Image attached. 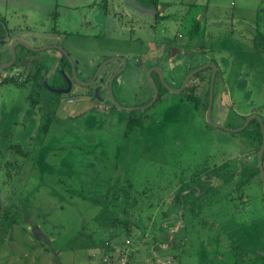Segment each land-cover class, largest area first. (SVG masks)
<instances>
[{"label": "rangeland", "instance_id": "obj_1", "mask_svg": "<svg viewBox=\"0 0 264 264\" xmlns=\"http://www.w3.org/2000/svg\"><path fill=\"white\" fill-rule=\"evenodd\" d=\"M100 1L0 0L1 17L17 26L24 18L22 28L37 37L32 45L63 48L80 78L94 75L107 57L122 55L128 61L111 82V93L106 82L97 89L99 77L92 87L74 83L70 93L60 94L55 118L65 122L54 121L44 140L39 133L42 110L25 117L28 88H1L0 264H125L127 253L133 255L132 264H234L264 254L261 177L240 190L233 188L236 180L219 187L216 196L209 193L210 201L201 200L199 209L191 190L202 186L192 181L206 169L255 162L252 124L244 133H231L208 123L209 71L202 72L206 75L195 91L202 98L198 104L173 92L190 69L213 62L211 121L233 130L254 115L264 128V56L253 48L258 32L264 33V0H157L163 13L174 16L161 22L132 0H109L108 6L121 2L123 9L119 22L111 20L95 13ZM54 10L59 14L55 21ZM174 39L183 47L170 71L159 63L167 72L160 97L142 108L137 117L141 127L127 135L126 108L145 107L160 77L159 72L150 74L145 58ZM119 65L108 62L105 71ZM12 110H19L17 118L11 117ZM4 130H11L10 138ZM128 190L137 206L127 209L125 220L145 226L144 239L131 226V238L112 242L115 253L109 258L100 247L107 234L94 218L108 200ZM123 195L117 217L122 216ZM158 227L181 244L176 256L166 245L154 252Z\"/></svg>", "mask_w": 264, "mask_h": 264}, {"label": "flooded vegetation", "instance_id": "obj_2", "mask_svg": "<svg viewBox=\"0 0 264 264\" xmlns=\"http://www.w3.org/2000/svg\"><path fill=\"white\" fill-rule=\"evenodd\" d=\"M132 2H134L137 5L136 6L137 8H140V9L143 8L141 5L138 4L137 0H132ZM108 3H109V0H101L99 2V6L96 7L98 10H96L95 13L97 14L103 13L105 17H109L111 20H118L119 22L121 20L120 17L122 16L121 12H123L122 7L120 6L121 2L111 1L110 5H113L112 7L108 6ZM95 4L97 3H94V6ZM159 8H160V5H158L155 9L153 7L143 8V9L145 10L149 9L150 11H152L153 13L152 15L155 21L159 20L161 22L163 20H167V19H159L161 16L163 17V16L168 15L166 13H163L165 12V7L163 8V10H160ZM58 16L59 14L57 13V11H55L51 19H54L55 21V19L57 20ZM24 24H25V21H24V18H22V22L20 26H17L14 24L10 25L5 15H3V17H1L0 15V93H1V88L4 85H14L15 87L28 88L29 92H28V96L26 97V99L28 101L29 108L26 109L25 117L29 110H31L30 117H32L31 115H32L33 109H31L30 107V102H31V97L34 93H38L39 99H40V105L36 106L34 110H39V108H42L46 100L53 94L60 95V94L70 93V91H72L75 87V86L73 87L74 83L78 84L81 87H92V85H94L97 82L99 77H100V83L96 85V87L98 86L97 89H99V87H101L103 83L106 82L108 84L109 93H111L110 91L111 82H113V80L117 78V76L120 73H122L125 69H127V66H128L127 58L122 55H113V56L105 58L102 61L101 65L100 64L97 65L94 75H91V76L86 75L80 78L77 74L78 70L76 66L73 65V63L69 59V55L63 50V48L59 47L55 43H49L45 46L44 45L43 46L42 45H38V46L32 45V42L36 41L37 37H35L31 33H27L26 32L27 27L22 28ZM195 29L198 30L199 26L196 25ZM182 44L186 46L187 50L190 49V46L187 45L186 43H182ZM161 46L162 48L160 50L155 49V52L152 56L150 55L149 57H147L148 59L145 58L147 60L148 69L151 72L150 74L159 72L160 77H161V78L158 77V74H157V85H155V88L158 91V95H157L156 100L160 97V89L163 87L165 83V80L163 78L167 73L165 72L167 69L165 65L168 66L169 71H170V69L173 67V66L170 67L171 61H173L172 59H175V57L179 58V55L181 54L180 48H179L181 45H180L179 40L177 39H174L173 43H170L168 45L164 44ZM159 47L160 46H157L156 48H159ZM185 56L186 55H183L182 58H185ZM162 58L164 59L162 60ZM111 61H118L120 65L114 70L105 71V67L107 63ZM176 61L177 60H175V62ZM181 62L182 61L180 60V63ZM159 63H161L164 66L165 71L163 70V68L159 66ZM207 63L198 65L195 69L194 68L190 69L189 72L186 73L184 80L186 77H188L191 74L192 71L199 69L198 72H196L193 76L189 78L185 87L179 93H184V91L186 89H189L190 87H195V91L199 90L201 83L203 82L202 78L204 75H206L202 72H207V71L210 72V75H206L208 76V85L210 86V80H211L212 73H213L212 65H215V64H213V62H207ZM134 64L141 65V63L140 62L137 63V61H135ZM38 73L40 74L38 75ZM216 75H217V67H215V76ZM215 76H214V79H215ZM200 77L201 79H199ZM37 78L39 79L40 84H41V86H38V87H36ZM184 80H182L181 87L183 85ZM195 91H194V96L198 97L195 95L198 92L195 93ZM97 93H98L97 90H95L96 95ZM205 94H206V91H205ZM198 98L200 99V101L202 100L201 97H198ZM208 98H209V94H208ZM208 101L209 100H207V103H206L207 109H208ZM148 102L149 101H147L146 103ZM144 105L145 104L143 103V105L141 106H144ZM146 106L141 107V109L137 107L138 108L137 110H134L132 108H126V109H131L130 111L126 110L128 118L129 119L131 117L137 118L138 114L144 108H146ZM18 113H19V110L18 111L12 110L10 115L14 119V118H17V116H19ZM14 122L19 123L20 125L24 124L20 120H17ZM3 132H4L3 135L7 133L5 130ZM10 137H11V130L8 131L7 138L6 137L5 138L8 139ZM257 155H258V152H257ZM263 156H264V153H263ZM263 156H262V166L264 169ZM256 167L258 168V160H257Z\"/></svg>", "mask_w": 264, "mask_h": 264}, {"label": "trees", "instance_id": "obj_3", "mask_svg": "<svg viewBox=\"0 0 264 264\" xmlns=\"http://www.w3.org/2000/svg\"><path fill=\"white\" fill-rule=\"evenodd\" d=\"M138 4L141 5L143 8H151L153 7L154 9L159 5V2L157 0H137ZM173 15H166V16H161L159 19H173ZM253 48L256 52L261 53L264 56V33L262 34L261 32H258L257 37L254 39L253 42ZM40 73H38L39 75ZM38 79V78H37ZM36 79V87L41 86L39 79ZM58 87V86H56ZM38 90V88H37ZM194 91L195 87H190L189 89H186L184 91L185 97L189 102L197 103L200 101L198 97L194 96ZM208 94H209V89L206 91V97L208 100ZM59 95L58 94H53L51 95L46 102L43 104V107L40 108L42 110V118L40 120L39 124V133L41 134L42 140H44V137L48 134V131L50 129L51 124L56 121V122H65V120H58L56 119V108L57 105L59 104ZM40 105V99L38 93H34L31 97V102H30V107L31 109H35L36 106ZM31 111L27 112L26 118H30ZM252 124V128H254L253 131L250 132V137L253 138L255 144H256V153L257 154L261 144H262V134L260 131V124L257 119L251 120L249 125ZM248 125V126H249ZM141 127V119L139 118H133L131 117L128 120L127 123V131L126 134L128 135L130 132H132L135 128ZM247 129H244L241 131V133H244ZM8 133V132H7ZM240 133V132H239ZM12 149L16 152H20V146L19 145H13ZM264 159V156H263ZM264 161V160H263ZM12 165L11 163H9ZM257 165V156H255V162L252 163H245L242 164L240 168L236 167L235 169H229L228 164L221 165L219 168L218 167H213L212 169H206L204 172L202 171L200 174H198L197 178L192 181L193 183H198L202 185L201 187H191L192 193H193V202L197 203L194 206H196L198 209L203 208L204 202L202 204V199L210 201V195L211 193L212 196H216L219 192V187H225L229 186L233 181L236 180V183L233 185L234 190H240L242 187L250 183L255 177L259 176L260 177V172L258 168L256 167ZM201 175V176H200ZM183 187L180 188L178 191L177 196H175V201L180 202V191ZM195 190V191H193ZM198 191V195H196V192ZM109 195V194H108ZM123 194H118L116 197H113L112 200H108L109 204H106V206H102L100 212L95 216L94 220L98 226V228L102 231H105L107 234L106 239L100 244V247H102V250L104 254H108L109 258H112V255L115 253L114 252V243L119 244H124V241H119L118 238L120 236H124L125 238H131V232L130 228L131 226H135L138 230L139 233L137 235L138 239H144V231L143 229L145 226H141L139 221L132 220L127 221V219L130 215L127 211L129 207L137 206L136 199L131 195V192L128 190L127 195L124 196V201H122V216L117 217V212L116 209L118 207V200ZM204 197V198H203ZM206 197V198H205ZM209 207V205H208ZM194 214L197 212L195 211V208H190ZM133 216V215H131ZM141 217V216H140ZM127 219V220H125ZM135 219V218H134ZM141 219V218H137ZM151 218H147V221L150 220ZM203 224L206 225L205 222ZM160 236L156 237L153 236V249L154 252L158 249L163 251V245H166L170 251H174L176 256L180 252L181 244H178L175 241V237H171L165 232V229L162 227L157 228ZM109 231V232H108ZM123 232V234H122ZM165 252V251H164ZM111 254V255H110ZM173 254V253H172ZM129 255V256H128ZM132 253H127V262L125 264H132L130 262L132 259ZM152 260L155 258L151 255ZM101 261H103V257L100 258ZM234 264H264V254H255L253 256L247 257L246 259H243L242 261H236Z\"/></svg>", "mask_w": 264, "mask_h": 264}, {"label": "water", "instance_id": "obj_4", "mask_svg": "<svg viewBox=\"0 0 264 264\" xmlns=\"http://www.w3.org/2000/svg\"><path fill=\"white\" fill-rule=\"evenodd\" d=\"M9 66V65H8ZM215 65H212V68H213V73H212V77H211V80H210V86H209V101H208V109L206 111V119L208 121V123L213 126V127H216V128H219V129H224V130H227L228 132H231V133H235V132H240L242 131L248 124L249 122L252 120V119H257L259 124H260V127H261V133H262V144L259 148V151H258V155H257V160H258V169H259V172H260V177H261V181H262V185H263V190H264V169H263V166H262V156H263V153H264V128H263V122L262 120L257 117V116H249L245 122V125H243L242 127L240 128H237V129H225L224 127L220 126V125H216L214 124L211 119H210V111H211V107H212V99H213V82H214V76H215ZM204 68V67H202ZM198 70H194L191 72V74L185 78L184 82H183V85L182 87L180 88V90H177V91H173V92H176V93H179L181 92V90L185 87L187 81L189 80V78L191 76H193L196 72H198ZM153 91H154V97L153 99L151 100V102L146 106V107H149L151 106L156 98H157V95H158V91L157 89L153 86ZM127 111H130L131 109H126Z\"/></svg>", "mask_w": 264, "mask_h": 264}, {"label": "built area", "instance_id": "obj_5", "mask_svg": "<svg viewBox=\"0 0 264 264\" xmlns=\"http://www.w3.org/2000/svg\"><path fill=\"white\" fill-rule=\"evenodd\" d=\"M127 243H128V241H127ZM119 250H117V252H118Z\"/></svg>", "mask_w": 264, "mask_h": 264}]
</instances>
